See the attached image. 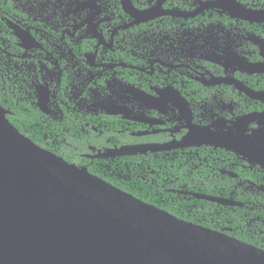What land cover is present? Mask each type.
Instances as JSON below:
<instances>
[{
  "label": "flooded vegetation",
  "instance_id": "flooded-vegetation-1",
  "mask_svg": "<svg viewBox=\"0 0 264 264\" xmlns=\"http://www.w3.org/2000/svg\"><path fill=\"white\" fill-rule=\"evenodd\" d=\"M0 85L54 152L183 168L264 247V0H0Z\"/></svg>",
  "mask_w": 264,
  "mask_h": 264
},
{
  "label": "water",
  "instance_id": "water-1",
  "mask_svg": "<svg viewBox=\"0 0 264 264\" xmlns=\"http://www.w3.org/2000/svg\"><path fill=\"white\" fill-rule=\"evenodd\" d=\"M7 113L0 106V264H264V250L177 219L43 150Z\"/></svg>",
  "mask_w": 264,
  "mask_h": 264
},
{
  "label": "trees",
  "instance_id": "trees-1",
  "mask_svg": "<svg viewBox=\"0 0 264 264\" xmlns=\"http://www.w3.org/2000/svg\"><path fill=\"white\" fill-rule=\"evenodd\" d=\"M15 99H19L20 102L16 104ZM0 106L7 111H11V114H8L7 118L11 125L22 135L30 139L37 146L50 150L65 162L77 167H86L89 173L145 203L170 213L177 219L206 227L213 231H221L224 226H229L226 222L227 220L231 221V213L223 211V208L216 205V203L196 199L191 195L168 191L170 188L182 185L183 168L178 170L177 167H174L173 170H170L172 177L179 179L173 185H170L169 181L165 179L166 176L161 174L159 181V186H162L161 188L155 187L156 185L152 181V179H156V175L149 173L151 169L156 168V165H153L155 160L142 164L141 166H144V170H140V167L134 168L129 163L130 161L127 160L107 161L101 159L90 163L88 160L68 158L59 152H54L51 147L43 143L42 137H40V134H37L38 127L35 125L38 121V111L30 109V112L27 113L24 109L25 103L22 102L21 96L16 95L12 98L11 94L7 91V86L0 85ZM157 162L158 164L161 163V161ZM168 179H171V176ZM229 236L250 244L246 239L237 237L234 234H229ZM256 247L264 250V247L260 245Z\"/></svg>",
  "mask_w": 264,
  "mask_h": 264
}]
</instances>
